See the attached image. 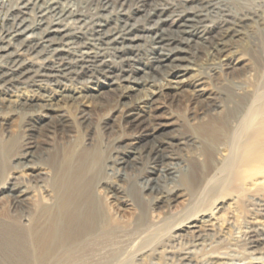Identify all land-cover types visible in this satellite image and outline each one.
<instances>
[{
  "label": "bare ground",
  "instance_id": "1",
  "mask_svg": "<svg viewBox=\"0 0 264 264\" xmlns=\"http://www.w3.org/2000/svg\"><path fill=\"white\" fill-rule=\"evenodd\" d=\"M98 3L89 20L64 0H20L5 10L0 24V108L26 109L43 127L49 121L63 124L61 104L83 102L115 88L135 90L148 80L153 88L125 105L129 122L140 134L125 147L131 158L120 160L132 168L136 155H142L151 175L130 188L139 186L147 192L140 194L143 199L158 204L170 196L181 197L180 186L190 197L199 191L206 197L218 184H225L226 171L235 169L264 214V195L258 193L264 188V69L245 49L250 47L253 25L218 0ZM256 32L264 49V29ZM140 47L143 54L138 53ZM109 49L119 67L106 56ZM198 50L223 62L230 74L233 84L224 103L192 65ZM141 55L146 56L143 63ZM165 88L175 92L190 88L200 109L180 124L160 117L147 121L145 107ZM28 143L12 163L11 142L0 140V194L25 214L23 219H2L0 253L21 263L44 264L49 258L71 255L120 227L143 237L133 251L135 264H192L225 207L219 199L216 205L192 213L188 207L176 221L165 217L168 233L150 245L146 242L161 227L146 222L140 196L130 202L123 190H107L125 207L133 206L126 223H117L115 212L105 209V195L98 189L102 156L96 145ZM183 148H189V156L178 152ZM261 226L249 232L247 244L255 252L244 264H264ZM179 239L185 241L175 247L172 240ZM126 248L114 250L105 263L118 260ZM175 250L178 253L173 254ZM214 253L208 252L201 264H224Z\"/></svg>",
  "mask_w": 264,
  "mask_h": 264
},
{
  "label": "rangeland",
  "instance_id": "2",
  "mask_svg": "<svg viewBox=\"0 0 264 264\" xmlns=\"http://www.w3.org/2000/svg\"><path fill=\"white\" fill-rule=\"evenodd\" d=\"M2 1L0 24L5 10L11 5L17 4L20 0ZM64 1L83 14L86 20H89L99 8L98 0ZM218 1L222 4L224 3L233 14L245 16L248 23L253 25L252 41L250 42V47L246 46L245 49H247L246 51L250 57L260 63L261 69H264V49L256 32L258 28L264 29V0ZM252 15L255 17H252ZM84 27H86L85 32L90 30V24H86ZM143 40L141 44H143ZM138 53H144L142 47L139 48ZM106 56H109L113 66H120L111 49L106 51ZM145 57V55H141V63L145 62ZM192 65L197 68L200 76L205 78L207 85L213 87V90L217 92L224 103L225 92L231 89V84H233V82L228 81L230 74L226 70L224 63L216 59L211 60L210 57L204 54L203 50H198L193 56ZM245 81L246 78L240 82L243 83ZM150 84L151 82L145 80L135 90L122 92L120 88H115L112 91H104L105 93L100 96L89 97L83 102L80 99L68 101L64 105L61 104L64 123L55 124L49 121L44 127L38 125L37 115H30L26 109L21 110L17 109V107L3 106L0 108V140L6 139L11 142L12 149L10 154L12 163L16 160L14 159L15 154L23 152L31 140L35 144L49 147H63L64 145L78 142L83 145H96L101 150L102 156L98 189L105 195L103 199L105 209L110 208L108 210L112 209L115 212L117 223H126L131 213H133V206L125 207L122 199L114 198L107 190L114 187L123 190L130 202L132 197L138 200L140 196L142 199L141 207L146 215V222L155 223L161 227L146 242L150 245L154 240L168 233L170 226L169 224H164L165 217H171L167 221L173 222L179 219L182 211L188 207H191L192 213L203 207L210 208L212 205H216L219 199H222L225 201V207L217 214L219 215L218 220L212 226V231L207 232L202 246H198L200 250L196 252V255L200 257L196 258L197 261L192 264H201L206 259V254L211 251H215V258L219 262H224V264L246 263L249 259V253L255 252L249 248L247 237L250 230L255 228L256 225H262L261 227L264 230V214L257 200L250 196L252 192L247 189V185L244 186L242 184L241 178L236 174L235 169L226 171L225 184H218L216 189L206 197L201 195L200 191L190 197L183 187L180 186L183 193L181 197L175 199L170 196L168 201L158 204L151 202L150 198L143 199L141 195H146L147 192L139 186L134 185V188H130L133 182L142 180L151 174L146 171L147 165L142 155H136L137 158L132 162V168H130L128 162L120 160V158H131V154L125 147L140 134L139 128L129 122L130 115H127V106L125 107V105L143 96L147 89H152L153 87ZM189 91L190 88L176 92L172 88L163 89L161 93L152 97L153 102L149 107H145V118L147 121H155L154 118L160 117L161 120H174L179 123L185 118L196 114L201 106L195 102ZM91 92L94 91L92 90ZM45 120H48V117ZM164 129L166 130L167 128ZM188 151L189 148L178 150L182 156H189ZM115 169H119V172H116ZM121 173H124V175ZM258 193L264 195V188L258 189ZM203 197L204 200L198 204ZM196 201L197 203L194 204ZM193 204L195 206H192ZM24 215L20 209L12 207L4 196L0 194V223L3 218L21 217L23 219ZM112 225L116 226V223L114 222ZM122 231L120 227H117L112 232L104 234L88 245L77 249L71 255L49 258L44 264H106L104 259L109 257L114 250L123 248V246H127L126 251L112 264H135L137 261L133 257V251L136 246L142 243L143 237L134 232L132 228ZM183 241L185 239L172 240V244L178 247ZM206 243H212L213 247H207ZM176 253H178L177 250L173 252V254ZM159 258V262L162 261L163 254H159ZM0 264L36 263L32 261L21 263L13 255L3 256L0 253Z\"/></svg>",
  "mask_w": 264,
  "mask_h": 264
}]
</instances>
